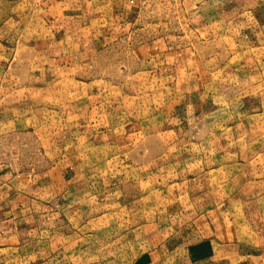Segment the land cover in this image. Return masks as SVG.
Masks as SVG:
<instances>
[{"label": "rangeland", "instance_id": "1", "mask_svg": "<svg viewBox=\"0 0 264 264\" xmlns=\"http://www.w3.org/2000/svg\"><path fill=\"white\" fill-rule=\"evenodd\" d=\"M86 1L126 8L120 35L90 41L91 28L82 25L77 60L61 62L60 69L71 72L49 87L26 88L17 39L27 36L25 22L35 21L45 0H0V165L32 175L71 168L98 187L92 208L100 213L102 166L113 140L131 123L148 126L150 117L165 130L160 120L169 122L167 108L182 100L199 115L187 116L172 146L155 137L156 172H141V185L124 205L136 212V264L151 256L138 224L156 216L160 225L175 212L178 182H185L195 209L247 198L254 202L250 212L264 218V205L255 203L264 197V0ZM32 31L35 42L36 26ZM11 46L13 53L6 49ZM31 47L28 55H37ZM199 66L206 74L202 84L195 77ZM108 209L117 205L103 206ZM172 264L188 263L174 258Z\"/></svg>", "mask_w": 264, "mask_h": 264}, {"label": "crops", "instance_id": "2", "mask_svg": "<svg viewBox=\"0 0 264 264\" xmlns=\"http://www.w3.org/2000/svg\"><path fill=\"white\" fill-rule=\"evenodd\" d=\"M79 2L45 0L35 21L25 22L27 36L20 34L16 47L21 50L20 61L26 62L21 68L26 78L24 87H49L62 72H71L61 70V62L77 60V30L82 25L91 28L87 34L90 41L93 37L107 41L120 35V18L126 8ZM34 26L37 40L30 42ZM14 39L12 35L10 41ZM31 46L36 47L37 55H28L34 48ZM13 47L6 49L13 53ZM181 73L189 78V67H183ZM205 75L203 66L196 68L198 84L204 82ZM195 109L181 100L167 108L169 122L168 118L165 123L160 120L165 130L156 128L157 118L150 117L148 126L141 121L131 123L119 133L102 166L100 213L92 208L98 187L91 180L80 181L71 168L58 174L53 168L32 175L0 165V264H136V212H126L124 205H129V192L141 185L136 184L141 172H156L155 137L163 141L161 146H172ZM195 111L199 115V108ZM159 155L162 158L163 153ZM177 186L182 189L175 200L179 201L177 209L166 215L163 224H157L162 219L156 216L138 224L139 236L151 255L138 264H172L174 258L188 264H264V218L256 217L247 207L254 202L230 197L228 204L220 201L207 209H195L192 202L189 204L185 182ZM133 195L136 198V193ZM259 199L255 203L264 205V197ZM110 204L117 205V210L103 211V206ZM237 204L244 207L236 209ZM62 205L66 208L61 209ZM97 236L102 238L99 244L93 242Z\"/></svg>", "mask_w": 264, "mask_h": 264}]
</instances>
